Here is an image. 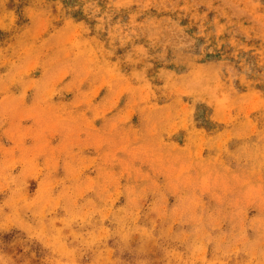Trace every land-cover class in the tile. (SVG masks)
I'll use <instances>...</instances> for the list:
<instances>
[{"label":"rangeland","instance_id":"obj_1","mask_svg":"<svg viewBox=\"0 0 264 264\" xmlns=\"http://www.w3.org/2000/svg\"><path fill=\"white\" fill-rule=\"evenodd\" d=\"M0 264H264V0H0Z\"/></svg>","mask_w":264,"mask_h":264}]
</instances>
